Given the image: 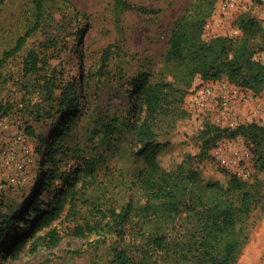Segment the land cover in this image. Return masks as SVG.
Segmentation results:
<instances>
[{
  "label": "rangeland",
  "instance_id": "374dc122",
  "mask_svg": "<svg viewBox=\"0 0 264 264\" xmlns=\"http://www.w3.org/2000/svg\"><path fill=\"white\" fill-rule=\"evenodd\" d=\"M127 1L158 12L145 15L135 10L127 11L117 23L112 0H55L54 21L34 32L1 71L0 211L9 208L14 211L19 207L23 211L14 216L10 232L3 239L4 248L10 250L21 240L12 237L13 231L20 226L18 220L30 214L33 226L26 230L27 242L18 256L15 259L0 258V264H110L106 246L111 237L104 244L97 242L104 239L106 230L79 237L74 234V229L87 220L93 221L94 205L107 211L110 207L119 208L129 200L138 205L148 204L150 209L170 220H177L192 208L204 209L203 229L210 242H217L240 225L246 241L236 264H264V164L260 167L261 164L256 162L252 144L246 136L223 138L237 149L248 150L251 155L247 162L249 175L241 178L246 182L242 189L250 196L246 200L237 198L238 190L223 196L209 187L212 182L229 183L236 176L219 166L211 157V150L206 159H189L200 151L199 135L205 124L221 129L226 126L223 122L217 124V114L209 109L201 114L190 113L185 108L188 93L177 115L164 119V132L160 134L155 130L157 139L165 144L157 158L160 167L167 171L182 164L188 168L191 164L199 172V180H181L168 193L149 199L140 177L145 163L134 155L140 145L126 126L143 118L145 107L130 92L129 79L139 71L150 72L151 81L161 75L167 77L161 64L162 56L176 19L191 0ZM218 2L205 21L202 37L209 40L227 36L239 40L243 31L236 21L241 17L254 19L262 32L235 51L234 60L244 64L252 58L264 64V0H237L238 6L220 15L217 13ZM76 10L86 18L78 16L77 22L74 18ZM217 16L222 20L219 26L214 24ZM30 20V0L4 1L0 7V54L13 46L15 36L23 33ZM78 30L81 34L76 38ZM46 32L56 36L55 43H46ZM107 47L110 56L102 67L100 59ZM32 50L48 56L49 64L40 72L41 77H51L58 85L73 83V79L81 81L77 87L76 110L71 112L73 126L60 140L61 148L56 154L59 176L51 191L44 188L50 169L46 158L50 146L46 142H51L55 133L53 128L62 117L53 107L52 116L44 118L41 109L47 103L42 94L26 93L25 87L38 79L37 75L24 73V61ZM220 84H226L236 95L234 115H227L228 120L234 119L236 126L229 129L250 123L264 127V87L254 91L235 86L226 79L220 80ZM213 104L210 102V108ZM107 124H114L108 136ZM27 126L33 127L34 136L25 133ZM83 159L96 161L92 176L80 172L85 167ZM63 174L70 175L72 181L80 174L77 194L73 198L76 206L73 209L68 202L49 227L56 230L59 242L50 247L46 237L30 254L28 251L37 237L45 235L49 229L34 232V225L41 218V212L48 210L49 201L53 203L65 189L60 181ZM85 181L87 183L83 184ZM37 208L41 211L39 214L34 213ZM9 239L13 241L8 242Z\"/></svg>",
  "mask_w": 264,
  "mask_h": 264
},
{
  "label": "trees",
  "instance_id": "16d2710c",
  "mask_svg": "<svg viewBox=\"0 0 264 264\" xmlns=\"http://www.w3.org/2000/svg\"><path fill=\"white\" fill-rule=\"evenodd\" d=\"M4 1L0 0V7ZM217 1L191 0L176 19L161 62L168 73L167 77L161 75L156 81H151L150 72L139 71L137 75L129 79L130 92L133 93L134 98H139L145 107L144 117L126 126L140 145L134 155L138 159H143L145 163L140 177L149 199H156L168 193L181 180H199V172L191 164L188 168L183 164L179 165L173 171L160 167L157 156L165 144L157 139L158 132L155 131L159 130L160 134L164 132L162 126L164 119L168 117L172 119L177 115L195 78L199 77L204 81L212 82L226 79L235 86L254 91L264 87L263 63L252 58L244 64L234 60V52L244 46L250 38L262 32L254 19L241 17L236 21L243 31L240 41H234L227 36H216L209 40L202 37L205 21L211 15ZM54 2L55 0H30L31 20L27 23L23 33L15 36L13 46L0 54V79L1 71L9 58L15 56L24 47L27 39L40 27L49 26L54 21L52 15ZM112 2V11L117 23L127 11L135 10L145 15L158 12L157 9L136 5L127 0H112ZM78 16L80 19L86 18L82 12L76 10L74 18L77 22H79ZM80 34L78 30L76 38ZM46 37V43H55L53 42L56 39L55 35L46 32ZM109 56L110 48L107 47L100 59L102 67L106 65ZM48 64L46 54L39 55L35 50L29 51L24 61V73L37 75L38 79L35 83H31L30 88L26 86L25 90L27 94L33 92L42 94V99L47 106L41 109V115L44 118L51 117V110L56 107L59 116L62 117L53 128L55 133L51 137V142H46L50 146L46 154L50 169L46 173L45 178L48 180L44 188L51 191L54 181L59 176L56 154L61 148L60 140H63L73 126L71 112L74 113L76 110L77 87L81 81L73 79V83L58 85L51 77H41L40 72ZM67 114L68 116H65ZM113 128L114 124L106 125L107 136L112 133ZM25 133L31 137L34 136L33 127L27 126ZM239 135H244L250 140L255 160L261 164L260 167H263L264 127L257 123L238 125L234 129H221L205 124L199 135L200 151L197 156L189 160L206 159L210 157L209 151L221 139L235 138ZM83 161L85 167L80 172L89 173L92 176L96 161L87 159ZM80 179V174L76 175L73 181L70 175H60V181L65 185V189L60 191V195L53 203L49 201L50 205L46 212L42 213L39 208L36 209L34 213L41 212L42 216L34 225V232L38 229L49 228L68 202L73 209L75 208L73 198L77 194V184ZM86 183L85 181L83 184ZM245 183L241 178L234 177L229 183L212 182L208 186L223 196L238 190L237 198L246 200L249 199L250 193L242 189ZM10 209L0 211V248H2L0 258L3 260L7 257L15 259L18 256L27 242L25 232L33 226L30 214L18 220L20 226L13 231L12 237L14 239L20 237L21 240L10 250L4 248L3 239L10 232L9 227L14 216L23 212L20 207L14 211ZM94 210L96 213H92L94 214L93 221L87 220L83 224H78L74 229V234L84 237L87 233H104L106 230L104 239L97 242L104 244L107 238L111 237V241L106 246L109 250L110 264H236L241 247L246 241L244 229L238 225L217 242H210L203 229L204 209L192 208L183 212L177 220L167 219L159 212L150 209L148 204L138 205L132 200L119 208L110 207L107 211L94 205ZM46 237L49 238L47 244L50 247L55 246L60 240L56 230L49 228L45 235L37 237L28 252L34 253L40 246L41 240H46ZM11 241L13 239L8 240V242Z\"/></svg>",
  "mask_w": 264,
  "mask_h": 264
},
{
  "label": "built area",
  "instance_id": "2783aa9c",
  "mask_svg": "<svg viewBox=\"0 0 264 264\" xmlns=\"http://www.w3.org/2000/svg\"><path fill=\"white\" fill-rule=\"evenodd\" d=\"M238 6L237 0H219L217 4V13L225 14L230 9ZM222 20L220 17L214 18V24L219 26ZM237 33V31H234ZM210 102L213 107L210 108ZM236 95L233 90L227 88L226 84H220V81H204L201 78H195L192 87L188 91V99L185 108L193 114L204 113L205 110H211L216 113L215 122L225 124L226 128L236 126L234 119L228 120L227 115H234L236 107ZM211 157L219 166L228 172H231L238 178H247V162L251 159L248 150L235 148L232 142L221 139L210 151Z\"/></svg>",
  "mask_w": 264,
  "mask_h": 264
}]
</instances>
